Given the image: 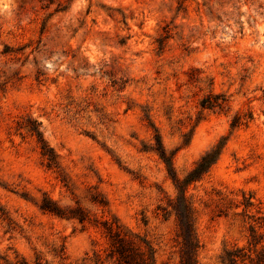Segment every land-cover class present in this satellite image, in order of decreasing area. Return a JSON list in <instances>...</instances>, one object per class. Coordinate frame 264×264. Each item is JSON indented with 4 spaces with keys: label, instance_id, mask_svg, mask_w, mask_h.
<instances>
[{
    "label": "rangeland",
    "instance_id": "rangeland-1",
    "mask_svg": "<svg viewBox=\"0 0 264 264\" xmlns=\"http://www.w3.org/2000/svg\"><path fill=\"white\" fill-rule=\"evenodd\" d=\"M211 93L222 109L202 107ZM28 118L59 171L17 130ZM157 137L180 178L221 148L187 197L198 264H229L224 250L248 247L256 224L244 194L264 215V0H0V264H114L102 262L112 218L156 264H180ZM45 198L91 219L44 211Z\"/></svg>",
    "mask_w": 264,
    "mask_h": 264
},
{
    "label": "trees",
    "instance_id": "trees-1",
    "mask_svg": "<svg viewBox=\"0 0 264 264\" xmlns=\"http://www.w3.org/2000/svg\"><path fill=\"white\" fill-rule=\"evenodd\" d=\"M226 102L227 98L225 95L211 93L203 97L201 105L204 108L222 109ZM238 122L239 117L234 120L233 125L238 124ZM17 130H26L34 135L48 167L56 168L59 171L58 155L45 138L40 122L30 118L19 121ZM155 148L169 169L173 171V180L178 190V195L169 200L168 206H160L159 208L166 214L168 213V207L171 206L176 213L179 236L181 238L180 264H198L197 252L200 247V241L195 226V212L187 197V186L202 179L209 172L213 164L218 160L221 148L215 145L208 150L184 178H180L174 171V155L168 153L158 137ZM93 202L102 206L107 204L104 199L96 198L93 199ZM243 204L245 207L244 211L248 214L245 216L253 218L257 225L254 223L249 225L248 247L226 249L222 254V260L229 264H244L248 261L254 264H264V215H249V208L255 205L253 194H244ZM40 206L44 211L60 217L75 218L82 224L91 219L84 213L75 212V209H70L69 213H66L65 209L49 198H45ZM101 223L110 242L106 259L102 260L103 263L112 260L114 264H156L155 250L145 238L135 234L115 218L105 219ZM101 259L99 257L97 260L100 261Z\"/></svg>",
    "mask_w": 264,
    "mask_h": 264
}]
</instances>
